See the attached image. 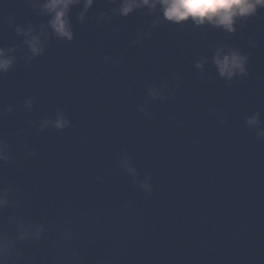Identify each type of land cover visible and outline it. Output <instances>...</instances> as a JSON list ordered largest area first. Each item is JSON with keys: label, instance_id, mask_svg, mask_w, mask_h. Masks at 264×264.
<instances>
[{"label": "water", "instance_id": "95a60500", "mask_svg": "<svg viewBox=\"0 0 264 264\" xmlns=\"http://www.w3.org/2000/svg\"><path fill=\"white\" fill-rule=\"evenodd\" d=\"M44 2L0 0V48L16 58L0 74V264H264V8L229 34L153 29L158 10L122 17L112 11L121 0H95L81 22V2L67 41ZM18 27L47 35L41 56L29 60ZM224 45L249 56V74L230 86L211 62ZM177 76L174 96L148 97ZM58 111L71 126L41 130Z\"/></svg>", "mask_w": 264, "mask_h": 264}, {"label": "clouds", "instance_id": "9594fccd", "mask_svg": "<svg viewBox=\"0 0 264 264\" xmlns=\"http://www.w3.org/2000/svg\"><path fill=\"white\" fill-rule=\"evenodd\" d=\"M83 2L84 11L80 13L79 20L84 22L87 10L92 7L95 0H45L40 8L45 14L51 16L49 27L52 29V34L61 40L72 41L74 32L69 20L70 9ZM116 3V0H111ZM149 9V14H154L159 11L157 19L153 20L151 27L155 29L163 22L181 25L185 22H191L196 27L211 26L220 28L223 31L232 34L236 31L235 25L238 20H246L257 15L258 10L264 8V0H121L119 7L112 11L122 17H127L134 11L143 8ZM101 20H107V14L101 13ZM18 35L25 37L24 44L27 45L31 55L29 60L41 56L45 51L47 35L42 32H35L31 27L28 29L17 28ZM152 36V32H138L137 39L133 43H140L144 39ZM15 49L0 48V74L9 72L15 65L16 58L10 53ZM109 61V57H105V62ZM212 64L216 67L220 78L225 80L230 86L233 80L246 77L248 72L249 56L240 49L224 45L213 49ZM119 63V61H117ZM208 63L207 57H201L195 64V67L203 72L205 64ZM175 83L171 85L169 91V83L161 82L158 86L151 84L147 87V95L151 100H166L170 96H174L176 90L180 87L182 80L179 76L175 77ZM26 106L31 108L33 100L26 99ZM147 104V101H145ZM11 111V109H8ZM138 111L144 112V106H138ZM148 115L147 113H145ZM224 121L222 120L221 123ZM248 127H255L260 124L259 113L246 118ZM53 127L58 131L70 127L69 119L58 111L55 120H45L41 124V130L47 127ZM259 137H264V131L258 132ZM35 155V153H33ZM0 159H7L3 151H0ZM121 165L127 171L135 176L136 169L131 166V162L127 155L121 160ZM141 189L148 193H152L153 188L150 183V178L146 177L140 185ZM7 199L0 197V207L6 206Z\"/></svg>", "mask_w": 264, "mask_h": 264}]
</instances>
